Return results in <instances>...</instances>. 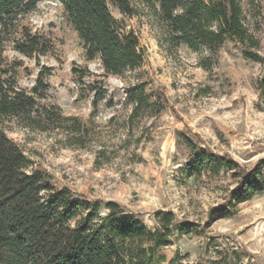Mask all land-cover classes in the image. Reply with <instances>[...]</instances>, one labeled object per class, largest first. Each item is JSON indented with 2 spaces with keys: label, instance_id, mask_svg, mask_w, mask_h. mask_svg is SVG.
<instances>
[{
  "label": "rangeland",
  "instance_id": "obj_1",
  "mask_svg": "<svg viewBox=\"0 0 264 264\" xmlns=\"http://www.w3.org/2000/svg\"><path fill=\"white\" fill-rule=\"evenodd\" d=\"M238 1L257 47L227 37L216 51H192L163 39L155 0H130L132 16L106 0L120 33H131L142 55L136 70L121 75L87 59L54 0L19 16L2 45V78L37 103L30 120L1 122L27 158L26 170L43 171L56 189L87 201L114 202L150 231L171 213V235L153 249L152 264H221L232 252V264H264V191L241 204L229 194L241 172L257 168L264 179V0ZM23 30L47 51L16 52ZM136 87L148 102L130 119L127 92ZM187 141L200 154L230 160L232 170L187 176L194 156ZM183 227L192 231L180 233Z\"/></svg>",
  "mask_w": 264,
  "mask_h": 264
},
{
  "label": "trees",
  "instance_id": "obj_2",
  "mask_svg": "<svg viewBox=\"0 0 264 264\" xmlns=\"http://www.w3.org/2000/svg\"><path fill=\"white\" fill-rule=\"evenodd\" d=\"M44 1L49 0H0V57L3 42L15 28L16 19ZM54 1L62 6L87 59L98 58L107 74L121 75L141 65L136 38L131 33H120L106 0ZM109 1L123 15H133L130 0ZM140 1L152 6L153 0ZM155 1L154 13L161 35L169 45L192 51L202 48L216 51L227 37H233L241 44L248 40L252 48L257 47L256 40L243 26L238 0ZM14 49L31 57L34 53H45L47 45L23 30L22 38L14 42ZM2 75L0 70V264H152L153 249L168 243L173 215H163L157 221L159 229L150 231L138 217L124 216L123 209L114 202L87 201L68 188L56 189L41 170L28 172L27 158L6 136L1 122L12 117L30 120L37 103L34 97L8 84ZM38 85L40 79L34 93ZM127 99L133 105L130 119L148 102L140 87L128 91ZM187 142L194 152L192 161L184 168L187 176L197 177L204 168L213 174L232 170L234 164L230 160L200 154L195 145ZM239 174L238 186L229 193L232 204L247 202L264 191V179L257 168ZM191 228L179 231L189 233ZM235 254L222 257L221 264H232L230 257Z\"/></svg>",
  "mask_w": 264,
  "mask_h": 264
}]
</instances>
